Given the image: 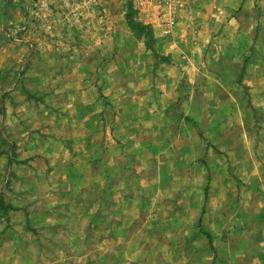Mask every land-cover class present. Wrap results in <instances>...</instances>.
<instances>
[{
  "label": "rangeland",
  "instance_id": "obj_1",
  "mask_svg": "<svg viewBox=\"0 0 264 264\" xmlns=\"http://www.w3.org/2000/svg\"><path fill=\"white\" fill-rule=\"evenodd\" d=\"M0 264H264V0H0Z\"/></svg>",
  "mask_w": 264,
  "mask_h": 264
},
{
  "label": "trees",
  "instance_id": "obj_2",
  "mask_svg": "<svg viewBox=\"0 0 264 264\" xmlns=\"http://www.w3.org/2000/svg\"><path fill=\"white\" fill-rule=\"evenodd\" d=\"M126 19H127L129 27L132 30H136L140 32L141 28L145 27L144 25H141L139 22L134 21L129 12L126 14Z\"/></svg>",
  "mask_w": 264,
  "mask_h": 264
}]
</instances>
